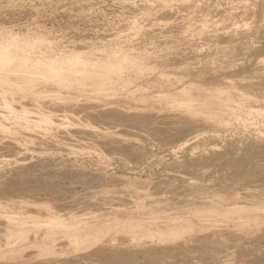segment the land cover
<instances>
[{"label": "rangeland", "instance_id": "374dc122", "mask_svg": "<svg viewBox=\"0 0 264 264\" xmlns=\"http://www.w3.org/2000/svg\"><path fill=\"white\" fill-rule=\"evenodd\" d=\"M5 37L37 38L15 61L23 74L40 76L33 64L64 67L63 59L78 54L95 77L110 75L103 66L123 56L145 69L123 71L131 79L118 90L108 79L91 91H52L51 80L24 89L0 79V91L14 86L15 97L23 95L10 109H27L21 118L35 119H0L8 127L0 133L2 210L18 199L4 211L24 216L38 208L31 200H41L64 219L46 234L44 245L56 254L37 258L26 243L38 242L34 232L44 227L27 228L24 244L9 245L11 228L0 219V264H264V222L246 217L249 208L264 210V0H0ZM223 79L239 82L250 97L223 124L164 108L157 99L183 84L210 87ZM46 112L49 123L40 120ZM232 203L243 210L225 220L219 213ZM207 212L215 222L209 228L199 216ZM188 217L191 229L173 241L110 234L128 222ZM98 228L110 234L99 245L76 248L81 237L63 243ZM121 255L128 260L112 259Z\"/></svg>", "mask_w": 264, "mask_h": 264}, {"label": "bare ground", "instance_id": "6f19581e", "mask_svg": "<svg viewBox=\"0 0 264 264\" xmlns=\"http://www.w3.org/2000/svg\"><path fill=\"white\" fill-rule=\"evenodd\" d=\"M37 38H34V39H23V40H17L16 37H5V38H2L0 40V79H9L13 82V84H16V87H24L27 88V89H30L32 87H37L36 89H38V87H40L39 85H42V82H47L48 80H51L53 85H54V88L52 91H57L58 89H73L76 90V91H91V90H94V89H99L101 88L103 85H104V82L103 80L104 79H108V82L110 85H112L113 89H119L121 88V86L123 88H128L126 86H129L128 82L129 80L131 79L130 76H123L121 75V73L123 71H125L126 69H131V68H136V69H139L141 70V72L143 71L144 66L142 64H140L139 62L136 61V57L133 58V57H127V56H123V57H120L117 61L116 59L114 61V63H112L111 65H105L103 66L104 69H107L111 74L108 75L107 77L103 78V77H95V76H92L90 75V71L92 70V66L90 65V63L88 62V59L86 57H84L83 55H71L65 59H63V63H66V65L64 67H55L52 63L50 64H47L46 66H42V67H39L38 64H33V67H32V70H42V74L40 76H34V75H31L29 73H26V74H23L21 71H20V68L18 65H16L15 61L17 60V58H20V56H22L27 50H29L31 47H33V45L35 44ZM144 64V63H143ZM146 65V64H145ZM162 72V71H161ZM166 73V72H165ZM137 75V73H134ZM163 74V73H162ZM159 75L160 74H156ZM138 76V75H137ZM167 76V74H166ZM135 77V75L133 76ZM156 77V76H155ZM154 77V78H155ZM164 77V75H163ZM161 76V80H163V78ZM159 79H156L157 81H161ZM164 81V80H163ZM169 81V79H168ZM177 81V80H176ZM238 81V80H237ZM45 82V83H46ZM166 82V81H165ZM44 83V84H45ZM128 83V84H127ZM156 83V82H155ZM194 83V82H193ZM236 83V81H235ZM239 83V82H237ZM237 83L234 84V81H230L228 79L224 81H221L219 84L217 82V84L215 85H212V86H200V87H190L189 84H183V86H181L179 88V90H177V92H171L170 94H167L166 93H163V95L161 96H158V100L160 99V101L162 102L163 104V107L166 106L167 108H172V109H176L178 110L179 112H183V114L187 113V115H193V116H198L200 117L202 120H205V121H208L209 122V119L211 120L210 123H212V121L216 124H223V120H224V115L228 114V113H231L230 111L232 110H237V109H240V105L242 102L244 101H248V99H250L249 97V93L248 92H245V93H242L241 90H239L237 88ZM0 84H1V81H0ZM127 84V85H126ZM191 84V83H190ZM125 85V86H124ZM198 85V84H197ZM131 86V85H130ZM238 86L240 87L241 85L238 84ZM146 87V86H145ZM243 87V86H242ZM247 87V86H245ZM245 87L244 88V91H245ZM42 88V87H41ZM122 88V89H123ZM131 88V87H130ZM148 88V87H147ZM251 88V87H250ZM248 89V88H247ZM34 90V89H33ZM36 91V90H35ZM69 91V90H68ZM252 91V90H251ZM15 87L14 86H4L2 87V90L0 91V119L1 120H5L3 119L4 117L6 119H14L15 122L17 124H21L23 122H26L28 121H31V122H35V119H31V118H24L22 119L21 116L22 114H24L23 112H28L29 110L27 109H24V108H18V109H10L12 108V101L14 99H16L17 97H19V95L17 94L15 97ZM36 92H40L39 90L36 91ZM71 92V91H69ZM110 92V89H105L104 90V95L109 93ZM74 93V92H73ZM169 93V92H168ZM23 96V95H22ZM20 95L19 98L22 97ZM151 97V96H149ZM149 97L147 99H149ZM261 97V96H260ZM18 98V99H19ZM156 98V97H155ZM153 97V99H155ZM253 98V97H252ZM135 99V98H134ZM141 99V97H140ZM34 100V99H33ZM37 100V99H36ZM18 101V100H17ZM264 101V100H262ZM261 101V102H262ZM37 102H41V100L37 101ZM155 102L156 99H155ZM232 102H236L237 105L235 106H232L231 103ZM161 104V103H160ZM38 105V104H37ZM132 105V104H131ZM138 105V104H136ZM140 107L142 106L139 105ZM137 106V107H139ZM148 105H146L147 107ZM151 106V105H150ZM153 106V105H152ZM151 106V107H152ZM162 106V105H161ZM134 107V106H133ZM144 107V106H143ZM150 107V108H151ZM164 107V108H166ZM262 107V106H261ZM148 108V107H147ZM154 108V107H152ZM34 109V108H33ZM156 109V108H155ZM161 109V108H160ZM150 111V110H149ZM251 111V110H250ZM45 112V111H43ZM26 114V113H25ZM182 114V115H183ZM112 115H115V114H112ZM229 115V114H228ZM231 115V114H230ZM110 116V114H109ZM142 117V116H141ZM111 118V117H110ZM113 118V117H112ZM111 118V120H112ZM143 118V117H142ZM49 115L46 113H42L41 114V119L40 120H43V121H47L48 123L50 122L49 120ZM116 119V118H115ZM14 122V123H15ZM39 122V121H38ZM5 122H2L0 123V133L4 134L5 130L8 129L7 125H3ZM27 124V123H26ZM194 124V123H193ZM9 125V124H8ZM16 127V126H15ZM47 127V125H46ZM10 128V127H9ZM19 128V127H18ZM13 130V129H12ZM2 134V135H3ZM28 134V133H27ZM26 134V135H27ZM5 137V136H4ZM79 175V174H78ZM108 180V179H107ZM59 181V180H58ZM106 182V181H105ZM126 182V181H125ZM2 183V182H1ZM133 185V184H132ZM1 186V185H0ZM24 186V185H23ZM49 186V185H48ZM121 186V185H120ZM138 186V185H137ZM6 187V186H5ZM4 187V188H5ZM10 187V186H9ZM106 187V186H105ZM133 187V186H132ZM1 188V187H0ZM57 188V187H56ZM3 189V188H2ZM17 190V189H16ZM19 190V189H18ZM26 190V189H25ZM135 190V189H134ZM3 191V190H2ZM31 191V190H30ZM137 191V190H136ZM1 192V191H0ZM5 192V191H4ZM3 192V193H4ZM24 192V191H22ZM62 192V191H61ZM25 193V192H24ZM2 194V192L0 193ZM29 194V193H28ZM31 194V193H30ZM7 195V194H6ZM15 197V196H14ZM36 197V195H35ZM4 198V197H3ZM5 199V198H4ZM14 198L12 199H6L7 202L5 203V206H4V210L5 207L7 206L9 208L12 207L13 204H15V201L17 200L18 202V199H15V201L13 200ZM30 199V198H29ZM28 199V200H29ZM23 200V199H22ZM21 200V201H22ZM25 200V199H24ZM23 200V201H24ZM27 200V201H28ZM39 200H37L38 202ZM49 201V200H48ZM20 202V200H19ZM33 204L36 206H38V208H36V211L35 209H33V206H32V212L31 210H29V212H26L27 214H25L24 216H17L15 214H12L8 211H4L2 210L3 206H1V201H0V219L2 220V222L4 223H7L6 225H9V227L11 228V231L8 232L7 234V237L4 239V243L5 244H9V243H18L19 242H22V241H25L26 239H28V237L26 236L25 232H26V229L27 228H35L37 226H40V227H44V233L42 234H38L36 235V233L34 232L35 234V238L36 236L38 237L39 241L38 242H34V241H29L28 243H26V248H29L31 249V254H35V257H40L41 255H44V254H48V256L52 255L55 253V249L53 250V248L49 247V246H46L44 245L45 244V239H46V234L48 233V231H51V230H54L58 225H60L61 221H64V219H62L63 217H56L54 216L55 214H53L54 212H52V215L51 213L48 211L49 209V206H47L48 204H46L44 201H41V203H36V201H32ZM43 202V203H42ZM236 203V202H235ZM17 204V203H16ZM26 204V203H25ZM30 204V203H29ZM244 204V203H243ZM20 205V204H19ZM228 206V204H225ZM230 205V204H229ZM233 205V203H232ZM231 205V206H232ZM241 205V204H240ZM17 205H15V207H12V210L14 208H16ZM31 206V205H30ZM234 206V205H233ZM248 206V205H247ZM19 207V206H18ZM48 207V208H47ZM244 207V205L242 206ZM7 208V209H8ZM26 208V207H25ZM57 208V207H56ZM90 208V207H89ZM223 208V207H222ZM225 208V207H224ZM10 209V208H9ZM8 209V210H9ZM20 209V208H19ZM31 209V207H30ZM95 209V208H94ZM221 209V208H220ZM20 210H23V209H20ZM56 210V209H55ZM87 210V209H86ZM219 210V209H218ZM240 210H243L241 208V206H234V207H231V208H227L223 211H221L219 214L225 218H227L229 215L231 214H236V212L240 211ZM11 211V209L9 210ZM48 211V212H47ZM52 211V210H51ZM73 211V210H72ZM158 211V210H157ZM207 211V210H205ZM217 211V209H216ZM246 217H250L251 219L254 220V222L256 223L257 221H262V223L264 222V210L260 209V210H255V209H247L246 210ZM18 212V211H17ZM87 212V211H86ZM97 212V211H96ZM152 212V211H151ZM159 212V211H158ZM161 212V211H160ZM214 212V211H213ZM230 213V214H229ZM239 213V212H238ZM241 213V212H240ZM17 214V213H16ZM20 214V213H19ZM72 214V213H71ZM70 214V215H71ZM82 214V213H81ZM86 214V213H85ZM61 215V214H60ZM59 215V216H60ZM64 215V214H62ZM67 215V213H66ZM70 215H67L65 217H68ZM80 215V214H79ZM213 214L212 213H205V214H201L199 215L200 217L203 218V220L207 221L205 222V226H208L207 228H209L210 226H213L214 225V220L212 221L211 216ZM77 216V215H76ZM86 216V215H85ZM197 216V217H199ZM239 216V215H238ZM237 216V217H238ZM73 218V216H71ZM80 217V216H79ZM78 217V218H79ZM216 217V216H215ZM67 218V219H68ZM201 218V219H202ZM234 218V217H232ZM81 219V218H79ZM78 219V220H79ZM221 219V218H220ZM223 219V218H222ZM241 219V218H240ZM75 220V219H74ZM72 219V222L74 221ZM77 220V221H78ZM83 220V219H82ZM199 220V219H198ZM219 220V219H217ZM226 220V219H225ZM71 221V220H70ZM76 221V222H77ZM168 221V220H167ZM192 220L188 217V218H180V219H174V220H170V222L168 221L167 224H156L154 223L153 221L151 220H145V221H135V222H128V223H124L122 225V227H119L115 230H113V232H109L110 234H113V236L116 235V233H120L122 232L123 234H126V237L127 235L131 234L130 236L132 237H136V236H142V235H155L156 238L160 239V240H174V239H181L184 237V234H186L187 231H189V229H191V225H190V222ZM221 221V220H220ZM219 221V222H220ZM164 222V220H163ZM162 222V223H163ZM201 222H204V221H201ZM200 222V223H201ZM214 222V223H213ZM217 222V221H216ZM222 222V221H221ZM1 223V222H0ZM160 223V222H159ZM195 223V222H194ZM199 223V224H200ZM240 223V222H238ZM259 223V222H258ZM203 226L202 227H205L204 226V223H202ZM243 224V223H242ZM217 225V224H216ZM239 225V224H238ZM264 225V223L262 224ZM220 226V225H219ZM257 226V225H256ZM206 228V227H205ZM64 230H68V227L65 226V229ZM36 231V230H34ZM105 231L104 228H98V229H94V230H88V231H85L84 233L82 234H69L68 236L65 237V240L63 241V243L65 242H70V240L73 241V239L76 237H81L83 242H85V244H82L83 242L79 241L77 239V242H81V244H77L74 240V242L77 244L76 245V248L77 247H82V246H87V248L89 247L88 244H90L92 246V243L93 244H96V245H99L98 243H100V240H103L104 239V236H107L109 235L110 237V234H107L106 231ZM215 231V230H214ZM213 231V232H214ZM218 231V230H217ZM228 231V230H227ZM236 232V231H235ZM212 233V232H211ZM115 234V235H114ZM190 234V233H189ZM208 234V233H207ZM1 236V235H0ZM154 236V238H155ZM212 236V235H211ZM221 236V235H220ZM33 238V236H31ZM31 237L29 239H31ZM103 237V238H102ZM129 237V236H128ZM223 237V236H222ZM117 238V237H116ZM115 238V239H116ZM131 238V237H130ZM185 238V237H184ZM109 239V238H108ZM111 239V238H110ZM134 239V238H132ZM136 239V238H135ZM193 239V238H192ZM227 239V238H226ZM37 240V239H36ZM140 240V239H139ZM187 240V239H186ZM206 240V239H205ZM97 241V243H96ZM107 241V240H105ZM110 241V240H109ZM159 241V240H158ZM171 241V242H172ZM188 241V240H187ZM27 242V241H26ZM62 242V241H61ZM14 243V244H15ZM17 243L15 244L17 246ZM24 244V242H22ZM185 243V241H184ZM60 244V243H58ZM87 244V245H86ZM176 244V243H175ZM11 245V244H9ZM13 245V244H12ZM20 245V244H19ZM79 245V246H78ZM177 245H180L179 244H176ZM6 245H4L5 247ZM8 246V245H7ZM14 246V245H13ZM175 246V245H174ZM3 247V246H2ZM182 247V246H181ZM185 247V246H184ZM75 248V247H74ZM86 248V249H87ZM179 248V247H178ZM148 249V248H147ZM189 249V248H188ZM13 250V249H12ZM63 250V249H61ZM102 249H98V251H100ZM146 250V249H145ZM54 251V253H53ZM107 251V250H106ZM147 251V250H146ZM52 252V254H51ZM101 252V251H100ZM98 252V253H100ZM186 252V251H185ZM15 253V251H14ZM87 253V252H86ZM89 253V252H88ZM87 253V254H88ZM95 253H96V250H95ZM97 253V254H98ZM103 254V252H101ZM114 253V252H113ZM148 253V251H147ZM4 254V253H3ZM56 254V253H55ZM54 254V255H55ZM92 254V253H91ZM94 254V253H93ZM101 254V255H102ZM121 254V253H119ZM7 255V254H6ZM10 255V254H9ZM12 255V254H11ZM23 255V254H22ZM26 255V254H25ZM36 255H39V256H36ZM59 255V254H57ZM85 255V253H84ZM100 255V256H101ZM105 255V254H104ZM103 255V256H104ZM126 255V254H125ZM132 255V254H131ZM17 256V255H16ZM15 256V257H16ZM18 256H21V255H18ZM24 256V255H23ZM22 256V257H23ZM46 256V255H45ZM93 256V255H92ZM108 256V255H107ZM21 257V258H22ZM31 257V256H30ZM34 257V258H35ZM57 257V256H56ZM87 257V256H86ZM91 257V256H89ZM102 257V256H101ZM113 257V255H112ZM111 257V258H112ZM150 257V256H149ZM12 258V257H11ZM21 258H18L21 260ZM33 258V257H32ZM48 258V257H47ZM53 258V256L51 257ZM50 258V259H51ZM64 258V257H63ZM109 258V257H108ZM132 258V257H131ZM130 258V259H131ZM147 258V257H146ZM25 259V258H24ZM48 258V260H50ZM73 259V258H72ZM114 261H118V262H121V261H127L128 260V257L127 256H116L114 258H112ZM1 260V259H0ZM14 260V259H13ZM53 260V259H52ZM55 260V259H54ZM57 261L59 259H56ZM99 260V259H98ZM109 260V259H108ZM112 260V262H113ZM132 260V259H131ZM149 260V259H148ZM147 260V261H148ZM3 261V260H1ZM0 261V262H1ZM6 261V260H5ZM24 261H27L24 260ZM31 261V260H29ZM103 261V260H102ZM111 261V260H110ZM16 262V261H15ZM3 263V262H2ZM9 263V262H8ZM17 263V262H16ZM14 263V264H16ZM20 263V261H19ZM18 263V264H19ZM21 263L23 264L24 262L21 261ZM25 263H28V262H25ZM36 263V262H35ZM41 263V262H40ZM87 263V262H86ZM108 263V262H107ZM110 263V262H109ZM117 263V262H116ZM123 263V262H122ZM120 263V264H122ZM127 263V262H126ZM131 263V261H130ZM145 263V262H144ZM151 263V262H150ZM3 264H6V263H3ZM11 264V262H10ZM77 264V263H76ZM79 264H80V261H79ZM114 264V262H113ZM119 264V263H117ZM125 264V262H124ZM149 264V263H147Z\"/></svg>", "mask_w": 264, "mask_h": 264}]
</instances>
